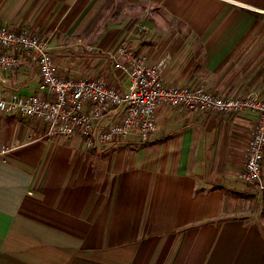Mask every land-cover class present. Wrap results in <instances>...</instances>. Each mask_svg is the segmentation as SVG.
I'll return each mask as SVG.
<instances>
[{
  "label": "crops",
  "instance_id": "obj_1",
  "mask_svg": "<svg viewBox=\"0 0 264 264\" xmlns=\"http://www.w3.org/2000/svg\"><path fill=\"white\" fill-rule=\"evenodd\" d=\"M111 1L153 31L108 20L105 0H0V23L46 38L63 76L76 74L65 53H94L77 67L126 91L104 54L127 40L152 64L171 55L167 84L264 98V0ZM39 81L35 65L0 68V97ZM256 120L161 105L149 138L88 147L0 113V264H264L263 193L240 179Z\"/></svg>",
  "mask_w": 264,
  "mask_h": 264
},
{
  "label": "built area",
  "instance_id": "obj_2",
  "mask_svg": "<svg viewBox=\"0 0 264 264\" xmlns=\"http://www.w3.org/2000/svg\"><path fill=\"white\" fill-rule=\"evenodd\" d=\"M135 31L142 35L153 28L141 23ZM170 60L171 55L166 54L152 64L146 55L135 51L124 40L113 53L115 68L129 79L128 89L121 91L102 76L77 73L63 76L46 38L0 23V68L13 72L24 64L35 65L40 74L39 87L34 94L12 93L0 97V113L42 120L49 135L81 136L88 147H93L130 134L149 138L158 129L156 113L161 105L226 116L247 110L254 113L257 120L240 179L257 185L264 197V98L253 92L232 96L203 86L167 84L162 80V73ZM117 112L119 115L114 116ZM112 115L110 124H101ZM11 149L10 145H3L0 159L5 160Z\"/></svg>",
  "mask_w": 264,
  "mask_h": 264
},
{
  "label": "rangeland",
  "instance_id": "obj_3",
  "mask_svg": "<svg viewBox=\"0 0 264 264\" xmlns=\"http://www.w3.org/2000/svg\"><path fill=\"white\" fill-rule=\"evenodd\" d=\"M124 6H125L124 3L123 2H120L119 3V7L116 10V2L111 1V0H105L104 5L102 6V9L104 10V15L103 16L106 17L110 21H112V20L113 21L121 20L123 22H127L128 21V22H130V24H132L135 20H138L139 22L136 21L133 24L134 29L136 30L137 26L139 24H141V20H139V17L141 16L140 14H142V13H141V11H137V10H134V11L133 10H128L127 11V10H125V8L123 9ZM127 13L129 14V16H127ZM253 42H254V39L252 38L250 40V43H253ZM66 54H68L69 57L73 58V61L72 62H74V63H73L72 66H75V67H73V69H74V72L77 73V74H85V73L88 72V71L86 72V70H88L87 67H84L82 65H81L82 67L81 66L77 67V65H80V63L82 61L84 62L88 58H90V62H91V58H92L91 55L92 54L95 55L94 53H65V55ZM248 54H250V57H253V53H248ZM97 55H100V54H97ZM104 57L106 58V60H108L110 62L111 61L113 62V53L104 54ZM253 93L257 94L256 92H253ZM257 95H258V97L263 98L259 94H257Z\"/></svg>",
  "mask_w": 264,
  "mask_h": 264
}]
</instances>
